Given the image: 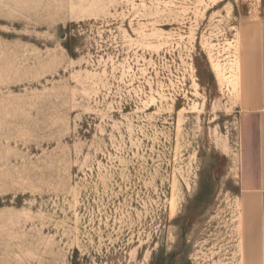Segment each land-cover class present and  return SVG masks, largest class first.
Returning <instances> with one entry per match:
<instances>
[{"label":"rangeland","instance_id":"1","mask_svg":"<svg viewBox=\"0 0 264 264\" xmlns=\"http://www.w3.org/2000/svg\"><path fill=\"white\" fill-rule=\"evenodd\" d=\"M263 41L264 0H0V264H264Z\"/></svg>","mask_w":264,"mask_h":264},{"label":"crops","instance_id":"2","mask_svg":"<svg viewBox=\"0 0 264 264\" xmlns=\"http://www.w3.org/2000/svg\"><path fill=\"white\" fill-rule=\"evenodd\" d=\"M261 67L264 70V59L262 60ZM238 69L240 72L239 63ZM242 81L240 90L241 104L244 107H248L250 103L247 100V92L244 87V72ZM255 101L254 105H256L245 109L246 112L241 118L239 185L243 191L255 194L258 198L259 219L263 232L261 259L262 263H264V111L254 110L255 108H264V88H262ZM241 172L242 177H240Z\"/></svg>","mask_w":264,"mask_h":264},{"label":"bare ground","instance_id":"3","mask_svg":"<svg viewBox=\"0 0 264 264\" xmlns=\"http://www.w3.org/2000/svg\"><path fill=\"white\" fill-rule=\"evenodd\" d=\"M237 70H238V66H237ZM237 82V81H236Z\"/></svg>","mask_w":264,"mask_h":264}]
</instances>
